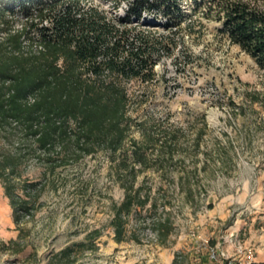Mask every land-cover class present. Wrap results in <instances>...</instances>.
Segmentation results:
<instances>
[{"label": "rangeland", "instance_id": "374dc122", "mask_svg": "<svg viewBox=\"0 0 264 264\" xmlns=\"http://www.w3.org/2000/svg\"><path fill=\"white\" fill-rule=\"evenodd\" d=\"M180 1L184 16L175 22L146 15L139 26L132 25L173 41L172 54L162 53L153 81L127 83L131 136L141 139L143 128H153L160 140L155 149L164 154L138 177L156 206L134 213L129 238L116 242L111 220L124 198L116 173L121 156L99 152L53 168L34 151L33 141L7 127L0 131V146L25 153L16 193L32 208L16 223L0 180V264H65L69 258L61 252L68 247L71 258L78 256L75 264H157L160 248L172 254L173 264H203L194 252L192 232L212 244L234 235L253 251L255 263L264 264V71L222 31L218 10L209 9L211 0ZM251 1L264 9V0ZM94 4L113 17L124 15L104 0ZM13 9L12 25L20 28L24 18L17 6ZM203 118L207 126L200 148H188L184 139L180 143V130L192 142L204 127ZM166 132L178 133L172 161L167 148H161ZM218 145L228 151L225 163L217 156ZM186 173L192 179L182 185L180 176ZM28 183L38 185L24 189ZM165 218L173 230L162 242L155 229ZM94 231L99 232L95 247L77 248L89 245L87 235Z\"/></svg>", "mask_w": 264, "mask_h": 264}, {"label": "trees", "instance_id": "16d2710c", "mask_svg": "<svg viewBox=\"0 0 264 264\" xmlns=\"http://www.w3.org/2000/svg\"><path fill=\"white\" fill-rule=\"evenodd\" d=\"M94 1L0 0V131L19 129L53 168L71 157L79 161L99 152L119 154L116 173L124 198L114 206L111 225L115 241L121 243L129 238L132 215L148 204L156 206L150 193L144 192L145 180L138 184L140 173L164 159L163 151L155 149L160 140L153 128H143L141 139L131 136L134 119L129 115L127 83L153 81L162 53L173 51L169 37L132 25L139 26L146 15L167 22L184 15L180 0H104L115 13L124 12L119 17ZM209 2L210 11L217 9L223 20L222 31L264 71V9L251 0ZM13 6L24 18L20 28L12 25ZM203 121L192 142L180 130V143L184 139L188 148H200L207 126ZM163 134L166 141L161 148H167L172 161L178 133ZM183 151L191 156L187 149ZM216 152L225 163L226 147L218 145ZM24 155L22 149L0 146V180L16 223L32 208L29 200L16 193L17 169ZM198 172L196 168L193 175ZM191 179L192 174L186 173L180 176V184ZM37 185L28 183L24 189ZM156 226L159 239L165 242L173 230L171 220L159 219ZM95 234L99 232L87 235L89 245L83 242L77 248H94ZM130 237L138 240L135 233ZM72 253L71 247L61 252L69 258L65 264L78 261V256L71 258ZM203 262L213 264L206 255Z\"/></svg>", "mask_w": 264, "mask_h": 264}, {"label": "built area", "instance_id": "2783aa9c", "mask_svg": "<svg viewBox=\"0 0 264 264\" xmlns=\"http://www.w3.org/2000/svg\"><path fill=\"white\" fill-rule=\"evenodd\" d=\"M30 101L32 102L34 99L30 98ZM191 236L194 238V252L197 259L202 262L203 256L206 255L213 264L255 263L253 251L238 237L234 238V235L226 236L222 242L216 244L210 243L209 239L199 232H192ZM230 246H233V251L229 249Z\"/></svg>", "mask_w": 264, "mask_h": 264}, {"label": "crops", "instance_id": "0c3cea01", "mask_svg": "<svg viewBox=\"0 0 264 264\" xmlns=\"http://www.w3.org/2000/svg\"><path fill=\"white\" fill-rule=\"evenodd\" d=\"M159 260L157 264H173V256L170 252L167 250H162L161 248L159 249ZM154 264V263H152Z\"/></svg>", "mask_w": 264, "mask_h": 264}]
</instances>
